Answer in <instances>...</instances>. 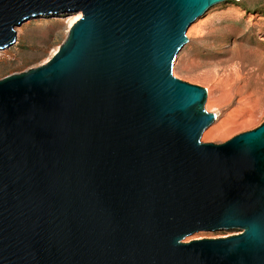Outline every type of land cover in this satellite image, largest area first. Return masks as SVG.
Wrapping results in <instances>:
<instances>
[{"label":"water","instance_id":"water-1","mask_svg":"<svg viewBox=\"0 0 264 264\" xmlns=\"http://www.w3.org/2000/svg\"><path fill=\"white\" fill-rule=\"evenodd\" d=\"M238 0H0V50L81 13L44 65L0 80V264H264V122L222 144L186 33ZM223 238L183 240L200 231Z\"/></svg>","mask_w":264,"mask_h":264},{"label":"rangeland","instance_id":"rangeland-1","mask_svg":"<svg viewBox=\"0 0 264 264\" xmlns=\"http://www.w3.org/2000/svg\"><path fill=\"white\" fill-rule=\"evenodd\" d=\"M74 14L24 22L16 43L0 50V80L46 64L65 42ZM186 37L173 61V77L206 89L204 109L218 114L201 142L222 144L264 122V0L214 5L192 23ZM241 232L200 231L183 242Z\"/></svg>","mask_w":264,"mask_h":264},{"label":"bare ground","instance_id":"bare-ground-1","mask_svg":"<svg viewBox=\"0 0 264 264\" xmlns=\"http://www.w3.org/2000/svg\"><path fill=\"white\" fill-rule=\"evenodd\" d=\"M81 16H82V14H81L80 12H79V13H75V14H74V17L71 18V24H70V27H72V25H73L74 23H76V22L81 18ZM18 33H20V31H19ZM208 90H209V89H208ZM215 115H216V117L218 118V114L216 113Z\"/></svg>","mask_w":264,"mask_h":264}]
</instances>
